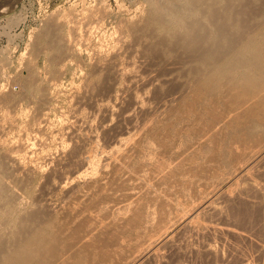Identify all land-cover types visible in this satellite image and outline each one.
<instances>
[{
    "label": "rangeland",
    "instance_id": "obj_1",
    "mask_svg": "<svg viewBox=\"0 0 264 264\" xmlns=\"http://www.w3.org/2000/svg\"><path fill=\"white\" fill-rule=\"evenodd\" d=\"M196 1L197 0H194V6L196 5L195 10L197 9L198 11L202 9L204 11V13L202 11H198L199 14L196 11L195 12L196 15L203 14L201 18H204L206 16L210 18L211 14H208V12L210 13L212 9L209 10V6L207 3L208 2L210 3L211 0L208 2H206L205 0L206 3L204 2V0L203 1L198 0L197 2ZM216 1L219 2L220 5L215 4V0H213L211 2V4L213 5V8L216 5L215 8L222 9L224 7L223 8L224 11H227V9H229L227 8V6L232 9L233 6L236 7L237 5V7L239 8L237 7H236L237 9L234 8L233 9L234 12H236V10L238 9L240 10L242 7L245 8L246 5L244 4L248 2L247 6H249L250 8L247 9V6L245 8L248 12H246L245 10L244 13L239 12L236 14V16H238V18H240L241 21H243V25L248 24L249 22H251L250 23L251 25L252 22L254 21V19L252 18H256L255 21L258 20L257 18L258 17L260 18L262 16V13H261L262 10H260L261 6L263 5L262 7L264 8V0L262 1L254 0V2L253 0H250V1L249 0L248 1L247 0H238V1L234 0L236 5L234 4L233 0H226V1L216 0ZM239 1H241L240 3H242V5L239 3ZM231 2H232V6L230 4ZM201 3H203L205 6ZM197 4L201 7V8L199 7L200 9L197 8L198 6ZM211 4L209 5L212 7ZM258 4H260L259 7H258ZM206 6H208V9ZM0 8H2L0 9V86H1L0 88L1 90L0 91L1 92L0 93V136H2L0 137V142L4 143V144L0 143V161L2 160L0 162L2 164V165L0 164L2 166L0 167V176L2 175L4 176L3 178L0 177V179L2 178L0 182L3 181L0 185L4 186V187L1 186L2 187L1 191H3V188H4V191L1 193L0 197L3 198L4 200L0 199L1 200L0 205L2 204L4 205L2 207L4 208V211L8 210L9 207L10 209L12 208L11 209L12 211L14 208L17 209V210L14 209L15 214L12 211L9 214L10 210H8L6 212L9 214L8 215V214L3 213L4 211L2 212V208L0 206V213H2L3 216L5 215L4 216L5 218L3 217L1 218V220L3 221L0 220L1 221L0 222V233L4 234V235L0 234V238H2L1 236H3V238L8 239L9 235L13 233L12 231L17 226H19L15 222L16 219L20 218L23 215H26L25 213L29 212L28 211L29 209L32 212V208H33L32 206L35 207L33 209V212L34 210L37 211L38 209V211L37 212L35 211V212L39 215L40 220L43 218L45 219L44 216H46V218H52L54 220L58 219L57 221L56 220L55 221L59 223V222L66 221L69 215V219L70 218L71 219L67 220V222H70L68 223V225L73 226L75 225L74 223L79 222L77 220H80V218L82 219L83 216L80 217L81 215L79 214L77 215L79 217L75 216L73 218L74 215L72 214L71 216V212L69 211H68L69 213H67L66 207L71 206V204L75 205L76 203L82 205L83 207V205H85L82 203L84 199L82 200V198L78 199L75 197L72 199L71 196H70L71 197L70 199L69 197H66L68 195H65L67 194L65 190L69 188L71 184L73 183L72 181L73 177L71 178V176L80 174L82 173V171H84V170H81V166H82V169H85V170L89 168L87 167V165H83L84 163L82 162L81 157H83L85 153H87V151H92L93 158H94L93 159L94 164H92V166L94 169L90 167L89 170H91L92 168L94 174H96L97 168H95V166L96 165L98 167L101 166V164L99 163H101V160L103 163V160L106 157L105 156L106 153L115 155L117 153L116 150L118 148L120 149V147H122L121 149H123V147L125 146L124 145L125 142H123V140L124 141L128 140L127 142H129L130 137H132V134L134 136V134L137 133V132L135 133V130L137 131V127H138V130L141 129L142 126L140 125H143L142 123L146 119H148V117L150 119L151 115L155 116L154 118H157L158 125H162V123L170 119L171 116L169 117L168 112H170L169 110L171 109H169L167 113H163L165 112L164 106L167 108L170 104H172V107L173 106L175 107L176 103L174 102L175 103L174 105L172 102L170 103V100H169L170 97L173 94H176V92L178 93L179 91H182V90L186 91L185 87L188 85V83H190L189 80H191L192 78V73L190 72V64L192 66L193 61L190 62L189 60L188 62L186 57H189V56L188 55L186 56L185 52L184 54H182L183 53L182 50L179 47H177L178 46L177 42H174L176 48L170 47L171 45L174 46L173 41H174V38L179 36L177 35L179 31L178 32L175 31L177 32V34H174L175 32L174 33L172 32L171 34L167 32L169 34L167 35L166 31L163 30V28H160L159 24L156 25L157 24L156 23L153 25V23H155L154 21L153 22L151 21L152 23L149 22L151 20V17H153V15L150 16L151 7H150L149 0H0ZM254 8L256 9L254 10ZM217 9L216 11H218ZM223 9H222V12H224ZM208 17H206L207 19L204 18L203 20L209 21ZM249 18H251L252 20ZM149 23H150V26H148ZM47 24L49 25V27ZM144 24H148V25H144ZM46 25L48 28H46ZM147 26L149 28L152 27L153 29L155 26L156 27L158 26V27L157 28L155 27L156 29H154L155 30L154 32L152 30H149ZM44 28L45 30H49V31H46V33L48 32L50 35L48 33L47 35L46 33H43ZM170 29H173V28L170 27L169 30ZM159 33H161V35ZM44 34L46 35V37L43 36ZM172 34H174V38L172 37L173 36ZM47 36L49 38H47ZM163 38H165L166 41H167V38H169L168 41L172 39L171 41H169L171 45L170 43H168V41H167L168 44H165L166 42ZM159 39L161 40L159 41ZM162 40L164 41L161 42ZM158 41L159 43L161 42L162 45L161 43L159 44ZM157 43L159 45H157ZM163 43H164V46H163ZM167 46L170 47L169 50L170 51L172 50L174 54L168 50L169 47L165 48ZM157 47H162L164 52L162 53L163 50H161V48L160 50H157L159 49ZM71 48L73 51L71 50ZM176 49L178 51V54H175V52L177 53ZM157 51L159 53L161 52L160 53L161 55H159ZM164 53L168 54L166 55L167 58ZM171 54L174 55L172 56L173 57L172 59H171ZM175 55L177 56L175 57ZM180 55H182L181 57L185 55L184 57L186 59L185 58L178 59ZM165 58L166 60L171 61V62L166 61ZM175 58H177L178 60L177 59L175 60ZM181 59L182 61L179 62V60ZM188 59H191V58H188ZM182 62H185V63H182ZM175 63L177 65H175ZM173 65L175 67H173ZM178 65H180V67L182 65V67L178 69L179 68ZM187 66H189V68ZM169 67H171V69ZM172 67L174 70L172 69ZM184 68L188 70L184 71ZM182 69L184 72H182ZM184 74H185V77H184ZM2 82H4V84ZM2 86L4 89L2 88ZM77 90L79 91L77 92ZM3 92L4 94H2ZM54 95H56L57 97ZM46 96H51V97H47L49 99H46L45 98ZM6 97L8 98L10 97L9 99L11 101H9V99L6 100ZM164 103L166 105L168 104V106H166ZM47 113H48V116H47ZM161 113H163V115ZM156 115L158 116L160 115L159 118L156 117ZM153 116H151V118H153ZM165 116L169 118L164 119ZM12 117L13 119L16 118V120L15 121L12 120L11 119ZM40 117L41 119H39ZM46 117L47 118L49 117V118L47 119ZM161 118L164 119L165 121L164 120L161 121ZM73 120H74V123H77V124H74ZM38 121H39V124H38ZM159 121L161 122L159 123ZM32 122H35V123H32ZM137 123L139 124V126ZM36 124H38L37 127H36ZM65 124L69 125V127H66L67 125ZM10 125L12 126L10 127ZM53 126L55 128H53ZM45 127H47V129ZM43 128H45V130ZM41 129H43L44 131ZM162 132L163 131L158 132L160 136H162V134L165 135V133H162ZM143 136L146 139H144ZM136 137L137 136L135 135L134 138L137 141ZM174 137L177 139L176 140L177 142H175L177 146L181 145L183 140L182 139L178 140L176 134L175 136L173 135L172 138ZM140 138H139V144H140L139 146L144 145L142 148L147 147L146 149L142 150L144 153V158L151 157V156L154 157L156 156V154L157 155L159 154V152L158 153L156 152V154L154 153L155 155L152 154V152H155L153 151L154 149L153 147L157 149L159 146L153 139H151L152 137H150L149 134L147 135L141 134ZM17 139H18V142H17ZM19 139L21 141H23L24 139V142H21ZM131 139L133 140V138ZM132 140L130 142H132ZM134 140L133 142L137 144V142H135ZM25 141L31 142L32 148L30 146H25L26 149L24 147L21 148V146H23ZM119 142H122V143L120 144ZM149 142L150 144H148ZM136 144L135 146L137 150ZM174 144H172L173 148L176 147V145L173 146ZM7 146L10 148H8ZM106 146H109V147H106ZM15 147H18V148H15ZM29 147L32 150H29L30 149ZM113 147H114V150H113ZM6 148L7 150H5ZM12 148L14 149L15 153L17 151L18 153H21L20 160H23L22 158H24L28 160V161L25 160L26 163L31 162L34 165H40V166H37L40 169V172H39L40 174L38 173L39 171L38 168H37L38 171L31 170L30 172H28L29 169L26 167L27 164L24 162V160L23 161L19 160L20 163L22 164L21 165L22 167L19 165V163L15 164L13 160L7 155V153H9V150L11 151ZM97 149L98 151H96ZM119 149H118V153H120V150H121ZM150 149L152 152H150ZM109 150L110 151L112 150V153H110ZM144 150L145 151L147 150L146 155H145L146 152ZM132 151L133 150H131V152L129 151L128 154L132 153ZM156 151H159V150L157 149ZM114 152L116 153L114 154ZM134 152L135 150L133 151V154H130V156L133 155V157L137 159V156H134L137 154V151H136V154H134ZM18 153L16 154L19 155ZM25 153L29 154L30 156L25 155ZM128 154L126 155L125 160L126 158H128L129 160L133 158V157L129 158ZM94 155L96 156L94 157ZM97 155L99 157L101 156L100 160L97 157ZM43 156L45 157V161H44ZM8 157L11 160L6 161V159H9ZM58 157L60 158V160H58ZM135 158L132 159V161H129L128 159L126 160L132 163L131 167L134 164H135L134 166L136 167L137 160H135ZM50 160H53V161L51 162ZM11 161L13 162L12 164L10 163ZM263 161H261L262 163L260 162L258 165H255V167L252 168L250 178L249 177L247 179L239 178L238 180H240V182H238V184L234 183L235 185H232L234 188H236L234 190L241 193V196L238 197V199L229 200V199H226L220 196L213 203L214 207H216L217 210H220V213L218 212L219 214L217 213L215 214L213 212V213H209V214L207 213V214L202 215V218L204 219L203 221H206V222L208 221L209 223L211 221L214 224L218 223L221 225L226 224L225 226H228V225L230 227L232 226L233 228L243 231L244 233L247 232L246 235L247 237L249 236L248 238L245 237L241 239L240 237H237L229 233L226 235L225 234L217 235L213 233L212 234L211 233H195V232L190 233V231L189 232L186 231L188 233L187 234L185 231H182L183 233L184 232L185 233L182 234L181 232L180 233L182 234L181 237L177 238V236L180 235L178 234L175 238L176 240L174 239V242H175L174 244H177V246L174 245L176 248L172 244V245L164 246L161 249V251H163L164 253L160 251L161 261H159L160 263L158 262V264H264V162ZM23 164H25L24 166L27 169V172L25 168L22 169ZM53 165L55 166L53 167ZM109 167L110 166L106 167L105 169L106 171H109V173L107 172V174H110L113 171V173H111L110 176L111 177L113 176V180H114L115 179V174H114L115 169H113L112 167L111 168ZM226 168L227 167L219 169L218 173L220 172V174L221 173L223 174L227 172L228 168L227 170ZM109 169H112V171ZM118 169L115 170L116 174L118 173ZM223 169L225 172L223 171ZM49 171H51L52 173ZM58 171L62 173L60 174ZM121 171L117 174L116 179L113 181L114 183L109 182L111 180L109 181L107 180L108 179L107 177L109 175L106 174V176L104 175L105 178L104 177L102 178V180L104 179L103 180L104 182L101 180L103 183L100 182V183L93 184V185L96 184V187L93 185H90V189L89 187H87L88 189L86 187H81L83 191L82 193H84V191L85 192L88 191L90 193L92 191L98 190V192L96 193L97 196L96 194H93L92 192V194L89 197L90 198L92 197L93 198L92 200L94 201L97 198V201L98 203H100V205L98 204L97 205L98 207L96 206V209H94L95 208L94 205L97 202H94V205L91 202L90 203L91 206L87 204L88 207L85 205V210L87 208L86 210L87 214L88 212L90 213L89 210L93 207L90 213L91 216H93L94 214L95 215L98 214L100 217H103L105 215L104 217L106 219V217L110 215L111 217H107V220L108 218L115 219V217L117 218L119 217V215L121 216L123 211H119L116 208L115 210L113 209L112 212L110 211L111 213L109 212L106 213L105 211H103L104 206H106V204L103 203L105 200H107V203L108 201H113L117 197L118 198L120 197V200H121V195H123L122 199L125 200V198H123L124 194H121V193H123L125 189H127L125 191L127 192L128 190H130L128 188H131L130 186L132 184H129V182L132 183L133 181H131L132 180L130 179L131 177H128L129 173H126L125 172L126 170L125 171L123 170L122 172L126 173V174H123L121 173ZM33 172L35 173L33 174ZM12 173H15V174H12ZM120 173L121 175H119ZM63 175L64 177L70 178V179H67V182L69 181V183L67 184L65 183V181L63 180L64 179ZM118 175L120 176V182L119 181L115 182L116 180H119ZM124 175L125 176L127 175L128 177L127 179L129 180V182L127 183L130 186L126 183L127 180L123 179V178H126V177H123ZM224 175L226 174H223V176ZM12 178H15V179H12ZM50 178L52 179V181L50 180ZM211 178H215V177H211ZM24 180H25V183L23 182ZM60 180H62V183L63 181L65 183V186H63L64 191L63 189L61 191L60 186L62 185V183L60 182ZM105 180L108 181L109 183L106 182ZM123 180L125 181V184L121 183ZM202 180L204 179L197 181L195 185H193L194 189L196 186L199 185L197 187L198 192L195 191L197 188L194 190L192 188V184H190L189 186H191V188L189 192L188 190H186L187 187L185 188L187 194L193 195L195 192H197L199 193V194L195 193L196 198H197L199 195L200 196L202 195L200 194L201 191H203V193L206 192L208 188L204 189V187H207L206 184L208 182L210 183L211 181L210 179L209 181L208 179H205V181L207 180L208 182L207 181L201 182ZM17 181L19 183H17ZM70 181H72V183H70ZM118 182L122 186L127 184V186L129 187L124 186L126 187L124 189V187L122 188L121 186L122 191L115 192L117 188L118 189L120 188L119 186H117V184L119 185ZM197 183H200V184H197ZM201 183L202 185L206 183L205 184L206 186L205 185L202 186ZM209 183H208V187H209ZM230 183H227V186ZM18 184L19 185L21 184L20 185L21 187ZM97 184H99L98 187H97ZM101 184L105 185L106 187L100 186ZM27 185L28 187H26ZM6 186L7 187L11 186V187H8V189H6L9 194H6L7 191L5 192ZM16 186H18V189ZM157 186L158 185L156 184V187L155 185L152 187L158 190L159 188H157ZM161 186L163 187V184L161 185L159 184V187ZM189 186H188V189H189ZM99 187L101 188V191H102V188L104 187L106 190H108V187L110 189L107 192L106 190H103L101 192ZM199 187L201 188L200 192H199ZM9 188H11L10 190L13 192V194L12 192H10ZM12 188H16L15 190L18 191L17 194L15 190H12ZM113 189H114V192L111 191ZM154 189H151V191H153ZM109 191L114 193L113 197H112L113 193L110 194ZM191 191H194V192H191ZM20 192L22 193L23 199L24 197L29 198V200L27 198L24 201L21 200V204L22 202H25L22 204V206L20 205V201H19L21 198ZM23 192L26 193L25 194L26 196L23 194ZM116 193H118L119 196L116 197V195H118ZM184 193H182V195ZM3 194L7 196L5 195L2 196ZM100 194L102 195V197H104L103 199L102 197L101 199L100 197L98 198V195L101 196ZM9 195L11 196V198L9 197ZM13 195L18 198H15ZM92 195H94L95 197ZM106 195L111 196L112 200H108L111 197H108V196L106 197ZM149 195L148 196L146 195V197H150ZM182 195L181 197L184 198V200L188 196L186 194H185L186 197H184L185 195L183 196ZM12 196L17 201L14 198L13 200H11ZM179 197L180 196H178L177 198ZM181 197L179 198V200L182 199ZM193 197L195 198V196ZM193 197L192 198L189 197L190 199L188 198L187 199L188 201L186 200L185 203L187 202L191 203L189 200L191 201L192 199L195 200ZM67 198H69L70 200L78 199V201L77 202L76 200L73 202L71 201L72 203L69 202V204L70 203L71 204L70 205L67 204L66 206V203H68L69 201V200L67 201ZM9 199L12 202L11 201L8 202L7 200ZM61 199L63 201H61ZM65 199L67 202L64 201ZM89 199L87 201L88 203L89 201H92ZM80 200L81 202H79ZM116 200H114V202ZM120 200L119 202L121 204L122 202ZM147 200L148 199L146 198L142 201L146 202ZM117 201H116V204H117ZM180 201L184 203L183 199ZM15 202H18L19 203L18 205L20 206L16 205L17 203L15 204ZM114 202H109L108 204L112 203L111 205L114 204L113 206H117ZM119 202H118V205H119ZM9 203H12V204L14 203L15 206L13 204V207H12V205H10ZM5 204L10 205V206L7 209H5L7 207V205ZM29 205H32V206H29ZM61 205L62 206L64 205L63 207L66 206L65 207L66 211L63 210ZM101 205H102V208L100 207ZM25 206H27L28 208H25ZM89 206L91 208H89ZM58 207L61 210L60 209L57 210ZM99 207L101 208L102 212L99 210L100 209ZM149 207H150L149 210H151L150 205ZM18 208L21 210H19ZM23 209H25L24 211L26 210L27 211L24 212V214L22 215L21 213H23L22 211ZM48 210H50L51 212ZM62 210L64 211L63 213H62ZM17 211L18 213L20 211L22 212L16 215ZM39 211H41V213ZM45 211H47L46 214H45ZM52 211L54 213H52ZM57 211L65 216L67 215L66 216L67 219L64 220L65 216L63 217V215L62 216L61 214L59 215ZM82 211H80V213L81 214L84 213L83 215L86 216L87 214H85L84 210ZM42 212H44L45 215ZM103 212H105V214ZM106 214H109V215H106ZM114 214H115V217H114ZM6 215L8 217L13 215L11 216L12 219L9 217L10 218L9 220V218L6 217ZM98 215H96L95 218H97ZM152 215H156V214L154 213ZM13 218L15 219L14 220L15 223L12 222ZM5 219L8 220V223L10 222L9 225L7 223V220ZM61 219H63L64 221ZM99 219H102V218H99ZM86 220L87 221L89 220L88 217ZM86 220L83 222L86 223ZM11 222L14 223L15 226L12 225ZM7 233H10L8 237L5 236ZM178 242L180 243L178 244ZM0 246H1V243H0ZM2 247L4 248L2 249ZM2 247L0 249L4 250L5 246H2ZM145 264H149V262L147 261L145 262Z\"/></svg>",
    "mask_w": 264,
    "mask_h": 264
},
{
    "label": "bare ground",
    "instance_id": "obj_2",
    "mask_svg": "<svg viewBox=\"0 0 264 264\" xmlns=\"http://www.w3.org/2000/svg\"><path fill=\"white\" fill-rule=\"evenodd\" d=\"M208 1H210V0H206V2H208ZM212 1L213 0H211V2ZM220 1H222V0H220ZM224 1H226V0H224ZM237 1H236V3H237ZM204 2H205V0H204ZM211 2L207 3L209 6V10L212 9L210 11V13L208 12L209 10L207 11L208 14H211V16H210L211 19L208 16H206L209 18L208 19L209 21H204L203 19L206 17L203 16L204 18H201L203 14L202 15L200 14L201 15L200 16V15H196V13H195L197 11V9L195 10L196 5L194 6V0H149L150 7H151V9L149 8L151 10V12L149 10V12L151 13L150 16L153 15V17H151V20L148 19V20H150L149 22L152 23L154 21L155 23H153V25L156 23H157L156 25L159 24L160 28H163V30H165L166 33L169 32V34H171L172 32L174 33L175 31L180 32V33L178 32V34H177V32L174 33V34L179 35V36L176 35L177 36V37L175 36L176 38H174V34H172L173 36L171 35L174 38V41H173L174 46H172L171 43L169 42L173 39L172 37H171L172 39L169 41H168V39L170 37L167 38V41H168V43H170V45H171L170 47H173V48L174 47L176 48L174 42H177L178 43L177 47H179L183 53L181 51L180 52L182 54H184V52H185V55L189 56V57H186L188 62H189V60H190V62L193 61L192 66L190 64V72L192 73V78L189 77V78H191V80H189L190 83H188V85L185 87L186 91L182 90V91H179L178 93L176 92V94H173L170 97V99H169L170 103L172 102L173 105L176 103L175 107L173 106L174 108L172 107V104H170L168 106V104L166 105L164 103L168 107L166 108L164 106L165 110L162 108L165 111L163 113H167L168 110L171 109V110H169L170 112H168L169 117L171 116L170 119H168V120L166 119L167 121H165L164 120L165 118H169V117L165 116L164 119L161 118V121L164 120L165 122L162 123V125H158L157 118H154L155 116L151 115V116H153V118H151V116H150V119L148 117V119H146L145 121L143 120L144 121L142 123L143 125H140V126H142L141 129L138 130V127H137V131L135 130V133L136 132L137 133L134 134V136L132 134V137L129 136L130 137L129 142H127L128 140H125V141L123 140V142H125L124 143L125 146L123 147V149H121L122 147L119 146L121 149L120 150L118 148L120 150V153H118V149L116 150L118 155L116 152H114V154L116 153L115 155L106 153V155H105L106 157L104 158L103 163H102V160H101V163H99V164H101V166L98 167L96 165L97 163L95 164L97 166V167L95 166V168H97L96 174H94V172L92 170V168H93L92 164H94L93 163V159H94L93 153H92V151H87V153H85V155L83 157H81L82 158L81 160L84 163L83 165H87V167H89V168L87 170H85V169H82V166H81V170H84V171H82L83 174L80 173V174H76L73 176L70 175L71 178L73 177L72 178L73 183H72V181H70V183H72L71 186L65 190V192L67 194H65V192H64V194L68 195L66 197H69L70 199H71V197H72V199L74 197L78 198V199L82 198V200L84 199L83 200L84 202L82 201V203L85 204L87 207H88L87 204H89L91 206V204H90L91 202L93 205H94V202H97L94 205L95 206L94 209H96V206L98 204L100 205V203H98L97 198L94 201V200H92L93 198L92 197L90 198L89 196L92 194V192H93V194H96L98 192V190L92 191L90 193L88 191H86V192L84 191V193H82L83 191H82L81 187H86V188L89 187V189H90V185H93L94 183L102 182L104 180V179L102 180L104 175L106 176L107 172L109 173V171H106V169H105L108 166H110L109 168L112 167L115 170H117L119 168L118 173L121 170L122 171L126 170L125 172L129 173L128 177H131L130 179H132L131 181H133V182L132 183L129 182V180L127 179L128 178L127 175L123 176L126 178H123V177L122 178L127 180L126 183L129 182V184H132L130 186L127 183L131 187V188H128L130 190L125 192L127 189H125L126 187H124V186H127V184L124 185L125 184L124 180H123L124 182L123 181L121 182V183H124L123 184L124 186L120 185V183H119L120 182V176L119 175H121V173H123V174H126V173L121 171V173L118 175L119 180L115 181V182L119 181L118 182L119 185L117 184V186L120 187L119 189L116 187L117 190H115V192L122 191L121 186H122V188L124 187L125 191H123V193H121V192L120 193L124 194L123 198H125V200L122 199L123 195H121V200H120V197L119 198L117 197V196H119V194H118L119 192H118V193H116V194H118V195H116V197L118 199L114 197L115 198L114 200H116V199L118 200V201L116 200L117 204H116V201L114 202V200L108 201V203L114 202L117 206H113L114 204L111 205L112 203L108 204L107 200H105V199H104L105 201L103 202L106 204V206H104V208H103V211H105L106 213H108V212L111 213L113 211V209L115 210V208H116L119 211H123L121 216L119 215V217L116 218L115 217L116 213H115L114 214L115 219L108 218V220H107V217H111L109 214H106V215H109L106 217V219L104 217L105 215L103 216L104 217L103 218V217H100L98 214H96L98 216H97V218H95L96 215L94 213L93 214L95 216L92 214L94 217L91 216V214H90L93 207L91 208L89 206V208H91V209L90 210L88 209L90 211V213L87 211L88 212V214H87L86 213L87 208L85 210V205H83V207H82V205L77 204V203L76 204L74 203L75 205L71 204L75 200L77 202L78 199L70 200L69 198H67V201L68 200L69 201H68V203H66V206H67V204H69V202L72 201L70 203L71 206H67V207L65 206L67 213L71 212V216H72V214L74 215L73 218L75 216L79 217V216H77L79 214L81 215L80 217L83 216L82 219L80 218V220H77L79 222L76 221L77 223H74L75 225L70 226V225H68V223H70V222H67V220L71 219V218L69 219V215H68V219H67L66 218L67 215L65 216V215H63L57 211L59 213V215L61 214V216L62 215H63V217L65 216L64 220L67 219L66 221L61 219L64 222H59V223L56 222L58 219L57 220L55 219L56 220L55 221L52 218H46V216H44L45 219L43 218L40 220L39 215L36 213L38 211V209H37V211L34 210V212H33V209L35 207L32 205H29V206L33 207L32 212L29 209L28 210L29 212H27L28 214L25 213L26 215H23L24 212H26L27 210L24 211L25 209H23L22 210L23 213H21L22 211H20L19 213L17 211L16 215H18L20 213L23 215L21 217L18 216L20 218H17V216H16L17 219L15 222L19 226H17L12 231L13 233L11 232L12 233L11 235H9L10 233H7L5 235L6 237H8V235H9L8 239L3 238V236H1L2 238H0V243H1L0 248L2 246H5L4 250H2L4 247H2V249H0L1 250V252H0V264H145V262H147V261L149 262V264H151V263L152 264H158V262L161 261V259H160L161 249L164 246L172 245V244H173V246L174 245L177 246V244H174L175 243L174 239L182 231H185V232L190 231V233L191 232L211 233V234L213 233V234H217V235H224V234L226 235L229 233V234H233L237 237H240L241 239L247 237V235H246L247 232L244 233L243 231L237 230V229L233 228L232 226L231 227L229 225L225 226L226 224L221 225L218 223L214 224L211 221H210V223L208 221L207 222L203 221L204 219L202 218V215L207 214V213L208 214L213 213V212L215 214L220 213V210H217L213 204L214 201L220 196H222L226 199H229V200L238 199V197L241 196V193L234 190L236 188H234L232 185H235L234 183L238 184V182H240V180H238L239 178L240 179H243V178L247 179L248 177L250 178L252 168H254L255 165H258L261 161L264 160V8L262 7L263 6L262 5L261 9H260V10H262L261 11L262 16L260 18L258 17L257 18L258 20L255 21L256 18H252V19H254V21L252 22L251 25H250L251 22L243 25V21H241V19L238 18V16H236V14L239 12L244 13V11L246 10L245 8H246L248 2L246 4L243 3L244 5H246L245 8L242 7L240 9L241 11L238 9V10H236V12L233 11V9L237 7L234 0H233V2L236 5V7L233 6V8L231 9L230 7H228L226 5L227 8H229V9H227V11H224V9H223L224 7H223L222 9L224 12H222V9H220L219 7H218L219 9L215 8L216 7L215 4L220 5L219 2H217L215 0V4H214L215 7L214 8H213V5L211 4ZM240 2L241 1H239V3ZM253 2H254V0H253ZM198 4H199V2H198ZM201 4H203V3H201ZM209 4H211L212 7ZM230 4L232 6V2ZM240 4L242 5V3H240ZM240 4H238V5H240ZM259 5L260 4H258V7H259ZM208 6H206L207 9H208ZM199 7L200 6L198 5L197 8H199ZM237 8H239V7H237ZM248 8H250V7L247 6V9ZM256 8H257V6H256ZM256 8H254V10ZM216 9L218 11H216ZM219 10H221V11H219ZM225 10H226V8H225ZM198 11H202L204 13V11L202 9L198 10ZM246 12H248V11L246 10ZM198 14H199V12H198ZM249 19H251V18H249ZM249 19H247V20H249ZM247 20H246V22H247ZM150 23H149V25L148 24H144V25L150 26ZM47 25H46V28L49 27V25H48V27H47ZM153 25H152V27H153ZM152 27H150V28H152ZM155 27H154V29H156L158 26L156 28ZM170 27H172L173 29L169 30ZM150 28H149V30H152L155 32V30L153 28L152 29H150ZM46 31H49V30H45V28H44L43 33H46ZM47 33H46V35H47ZM159 34L161 35V33H159ZM165 34H163V35H165ZM169 34L167 33V35H169ZM46 35L44 34L43 36L46 37ZM41 38H42V36H41ZM47 38H49V37L47 36ZM163 39L165 40V38H163ZM175 39H176V41H175ZM160 40L161 39H159V41ZM164 40H162L161 42H163ZM159 41H158V43H159ZM167 41L165 40L166 43L165 42L164 43L168 44ZM158 43H157V45L160 44V43L159 44ZM164 43H163V46H164ZM69 44H71V43H69ZM161 45H162V43H161ZM168 47L169 46H167L165 48H168ZM170 47L168 48V50L170 49ZM157 48H159L157 50H160V48H161V50H163L162 47H157ZM71 50H72V48H71ZM176 51H177V49H176ZM163 52H164V50L162 51V53ZM170 52L174 54V52H172V50ZM180 52H179V54H180ZM157 53H159V52L157 51ZM160 53H159V55H161ZM173 54H171V59L173 58L172 56H174ZM175 54H178V51H177V53L175 52ZM166 55H168V54H165V56ZM176 56L177 55H175V57ZM181 56L182 55H180V57L178 59L185 58L184 56L183 57H181ZM166 58H167V56H166ZM166 58H165V60H166ZM188 58H191V59H188ZM176 59L177 58H175V60ZM182 59L179 60V62L182 61ZM187 60H185V61H187ZM166 61H168V60H166ZM168 62H171V61H168ZM173 62H175V61H173ZM176 63H175V65H177ZM182 63H185V62H182ZM170 64H172V63H170ZM167 66H169V65H167ZM178 66H179L178 69H180L182 67V65H181V67H180V65H178ZM116 67H117V65H116ZM173 67H175V66L173 65ZM173 67H172V69H173ZM187 67L189 68V66H187ZM169 68L171 69V67H169ZM175 69H177V68H175ZM186 70H188V69L184 68V71H186ZM184 71L182 69V72H184ZM182 76H183V74H182ZM184 77H185V74H184ZM2 83L4 84V82H2ZM186 84H187V82H186ZM186 84H184V85H186ZM3 86H2V88H3ZM0 88H1V86H0ZM78 91L79 90H77V92ZM2 94H4V92ZM54 96H56V95H54ZM47 97H51V96L45 97L46 99H49ZM9 98L6 97V100ZM9 101H11V100L9 99ZM163 113H161V114L163 115ZM47 116H48V113H47ZM159 116L156 115V117H158V118H159ZM41 117L39 119H41ZM78 117H79V115H78ZM11 119L14 121L16 120V118L13 119V117ZM76 119H77V117H76ZM161 121H159V123ZM32 123H35V122H32ZM47 123H45V124H47ZM73 123H74V120H73ZM38 124H39V121H38ZM38 124H36V127ZM74 124H77V123H74ZM65 125H67V124H65ZM11 126L12 125H10V127ZM138 126H139V124H138ZM26 127H27V125H26ZM36 127H35V129H36ZM60 127H62V126H60ZM66 127H69V125H67ZM45 128L47 129V127H45ZM45 128H43V129L45 130ZM53 128H55V127L53 126ZM155 128H156V130H155ZM43 129H41V130H43ZM159 131H163L162 133H165V135L162 134V136H160L158 133ZM141 132H143V133H141ZM140 133L143 135L149 134L150 137H152L151 139H153L158 144V146L160 148L158 147L157 149L159 151H156L157 149L155 147H153L155 149V150L153 149V151H155V152H152L150 149V152H152V154H154V153L156 154V152L157 153L159 152L158 155L156 154V156H154V157L151 156V157L144 158V153L142 150L146 149L147 147L142 148L144 145L139 146L140 145L139 144V138L141 135ZM175 134H176L178 140L179 139L183 140L181 145L177 146V144L175 143V142H177L176 141L177 139L175 137L172 138L173 135L175 136ZM41 135H43V134H41ZM41 135H39V136H41ZM135 135L137 136L136 137L137 141L134 138ZM0 137H2V136H0ZM3 137H4V135H3ZM131 138H133V140L135 139L134 141L137 142V144L134 143ZM143 138H144V136H143ZM126 139H128V138H126ZM144 139H146V138H144ZM131 140H132V142H130ZM140 140H141V138H140ZM41 141H42V139H41ZM17 142H18V139H17ZM21 142H24V139ZM21 142H19V143H21ZM0 143H3V142H0ZM119 143L121 144L122 142H119ZM24 144H23V146H21V148L24 147L26 149L25 146L31 147V145H32V143L28 142V141H25ZM135 144L137 145V150H136ZM148 144H150V142ZM172 144H174L173 146L176 145V147L173 148ZM141 145H142V143H141ZM65 146H64V148H65ZM106 147H109V146H106ZM133 147H134V149H133ZM8 148H10V147H8ZM15 148H18V147H15ZM31 148L29 150H32ZM25 149H23V150H25ZM5 150H7V148ZM12 150H11L12 152L9 150V153H7V155L13 160V162L15 164L19 163V165L21 166L22 164L20 163V161L24 160L25 163H26V161H28L27 159H24V158H22L23 160H20V156H21L20 154L21 153H18V151H17L16 153L19 154V155H17L14 152L13 148H12ZM15 150H17V149H15ZM40 150H42V149H40ZM113 150H114V147H113ZM131 150H133V151L135 150L134 154H136V151H137V154L134 155V156H137V159L135 157H133V155L130 156V154H133V151H132V153L128 154V152L129 151L131 152ZM96 151H98V149ZM26 153H25V155H29ZM110 153H112V150L110 151ZM127 154L129 155V158L133 157L132 159L135 158V160H137L136 167L134 166L135 164L133 165L134 167L133 166L131 167L132 163L129 161H132V159L129 160L128 158H126V160L128 159L129 161L125 160V157ZM146 154H147V152L145 153V155ZM39 155H38V157H39ZM34 156H36V155H34ZM95 156L96 155H94V157ZM97 157L100 160L101 156L99 157L97 155ZM10 158L6 159V161L11 160ZM26 158H27V156H26ZM48 158H49V156H48ZM78 159H80V158H78ZM58 160H60L59 157H58ZM29 161H31V160H29ZM37 161H39V160H37ZM44 161H45V157H44ZM50 161L52 162L53 160H50ZM13 162L11 161L10 163L12 164ZM51 162H49V163H51ZM64 163H66V162H64ZM26 164H27L26 167L29 169L28 172H30L31 170H33V171L37 170V168H38L37 166H40V165H34L31 162L26 163ZM59 164H61V163H59ZM129 164H130V166H129ZM1 165H0V167H2ZM24 165L25 164H23L22 169L25 168ZM13 166H14V164H13ZM54 166L55 165H53V167ZM90 167H92L91 170H89ZM224 167H227L228 170L226 168L227 172H225L223 169V171L225 172L223 174H226L223 176V174L222 173L220 174V172L218 173V171H219V169L224 168ZM6 168H7V166H6ZM6 168H4V169H6ZM15 168H17V167H15ZM22 169H20V170H22ZM10 170H11V168H10ZM53 170H55V169H53ZM109 170L112 171V169H109ZM115 170H114V174H115V179H116V176L118 173L116 174ZM37 171H35V172H37ZM26 172H27V169H26ZM35 172H33V174ZM39 172H40V169H39L38 173ZM49 172H51V171H49ZM1 173H3V172H1ZM41 173H43V172H41ZM111 173H113V171ZM12 174H15V173H12ZM48 174H50V173H48ZM110 174H107V175H109L107 177L108 178L107 180L108 181L111 180L109 182H113L115 179L113 180V176L111 177ZM218 175H220V176H218ZM0 177L3 178L4 176L2 175ZM63 177H64V175H63ZM211 177H215V178H211ZM15 178H12V179H15ZM67 179H70V178L64 177V179H63L66 184L69 183V181L67 182ZM201 179H204L201 182L205 181V179H208V181L210 179L211 182L209 183L206 180L209 183V187H208V183L203 184V185H205V184L207 185V187H204V189L208 188V190L207 191L205 190L206 192H204L206 194H204L203 191H201V188L199 187V192L201 191L200 194H202V195L201 196L199 195L196 198L195 193L199 194V193H197L198 192L197 187L199 185L195 187V189L197 188L196 190L193 188V185H195V183L197 181H200ZM50 180L52 181L51 178H50ZM64 181H63V183H64ZM108 181H106V182H108ZM2 182H0V184ZM23 182L25 183V180ZM60 182L62 183V180H60ZM230 182H232V183H230ZM4 183H6V182H4ZM17 183H19V182L17 181ZM63 183H62V185L60 184L61 186L59 185L61 187V191H62V189L64 191L63 186H65V183L64 184ZM227 183H230V184L227 186ZM104 184H106V183H104ZM156 184L158 185L157 188H159L160 190L159 189L156 190V188L154 189V187H152L154 185L156 187ZM159 184L160 185L163 184V187L162 186L159 187ZM190 184H192V188L195 191H197L193 195L189 194L191 196H189L186 192V190H188V192H189V190L191 188V186H189ZM197 184H200V183H197ZM201 185H202V183H201ZM1 186L4 187L3 185H0V195L4 191V188H3V191H1L2 190ZM93 186L96 187V184ZM98 186H99V184H97V187ZM100 186L103 187L105 185L101 184ZM129 186H127V187H129ZM188 186H189V189H188ZM8 187H11V186H8ZM8 187L7 186L5 187V192L7 191L6 189H8ZM16 187L18 189V186H16ZM26 187H28V185ZM105 187L102 188V191L106 190ZM186 187H187V189L185 190ZM33 188H34V186H33ZM150 188L154 189L155 191L154 190L151 191ZM10 189L11 188H9V190ZM15 189L16 188H12V190H15ZM109 189L110 188L108 187V190ZM19 190H21V189H19ZM29 190H30V188H29ZM108 190H106V192ZM100 191H101V188H100ZM111 191L114 192V189ZM184 191H185V193H184ZM10 192H12V191L10 190ZM17 192L18 191H16V194H17ZM113 192L109 191L110 194ZM150 192H151V194H150ZM191 192H194V191H191ZM182 193H184L183 195H185V194L188 195L190 198L195 196V198L193 197L195 200L192 199V201H194V202L189 200L191 203H188V202L185 203V201L189 197L187 196V198L184 200V198L181 197ZM6 194H9L8 191L6 192ZM12 194H13V192H12ZM16 194H15V196H16ZM23 194L25 195L26 193L23 192ZM106 194H108V193H106ZM4 195L5 194H3L2 196H4ZM10 195H11V193H10ZM10 195H9V197L11 198ZM109 195H106V197L107 196L111 197ZM146 195L147 196L149 195L150 197H146ZM186 195L184 197H186ZM5 196H7V195H5ZM13 196H12L11 200H13V198L15 197V196L14 197ZM18 196H19V194H18ZM20 196L22 199L19 197L20 198L19 201H20V205L22 206V204L25 202H22V204H21V200L24 201L26 198L29 200V198L24 197V199H23L22 193L20 194ZM62 196H64V195H62ZM92 196H94V195H92ZM96 196H97V194H96ZM113 196H114V193H113L112 197ZM178 196H180L183 199L184 203H182L180 201L182 199L179 200L180 197L177 198ZM99 197L101 199L102 195L101 196L98 195V198ZM112 197L109 199L108 198H106V199L112 200ZM15 198H18V197H15ZM103 198L104 197H102V199ZM146 198L148 199L146 202L142 201ZM0 199H3V198L0 197ZM88 199L92 200V201H89V203H88L87 202ZM11 200L9 199L7 201L9 202ZM119 200L122 202L121 204H120ZM61 201H63V200L61 199ZM64 201H66V199ZM0 202H1V200H0ZM18 202H15V204L17 203L16 205H18L19 204ZM79 202H81V200ZM118 202H119V205H118ZM4 203H5V201H4ZM62 203H64V202H62ZM9 204L12 205V207H13L14 203L13 204L9 203ZM15 204H14V206H15ZM5 205H7V204H5ZM10 205H7V207L5 209H7ZM20 205H18V206H20ZM149 205L151 206V210H149L150 209ZM0 206L2 208L4 205L2 204ZM63 206H62V208H63V210H65V207H63ZM100 207L102 208V205ZM25 208H28V207L25 206ZM82 208H84V209H82ZM101 208L99 210L102 212ZM11 209L9 207V209H8V210H10L9 214L12 211ZM14 209L17 210L16 208H14ZM14 209L12 211L13 213L15 211ZM59 209L60 208L58 207L57 210H59ZM94 209H93V211H94ZM8 210L4 211V208H2V212L4 211L3 213H5V214H8V213H6ZM19 210H21V209H19ZM63 210H62V213L64 212ZM82 210H84L85 214H87L86 216L83 215L84 213H82V214L80 213V211H82ZM48 211H50V210H48ZM39 212L41 213V211H39ZM96 212H97V210H96ZM105 212H103V213L105 214ZM42 213L44 214V212H42ZM46 213H47V211H45V214ZM52 213H54V212L52 211ZM55 213H56V211H55ZM154 213L156 215H152ZM118 214H120V213H118ZM59 215H58V217H59ZM4 216L2 215V213H0V220L2 217L5 218ZM11 216H13V215H11ZM11 216H9V217L11 218ZM6 217H8V216L6 215ZM55 217H56V215H55ZM63 217H61V218H63ZM87 217L89 219L88 221L86 220ZM98 217L102 218V219H99ZM114 217H112V218H114ZM10 218H9V220H10ZM14 218H13L12 222H14V220H15ZM75 219H77V218H75ZM103 219H105L106 221ZM5 220H7V219H5ZM72 220H74V219H72ZM85 220H86V223L87 222H89V223L86 224L85 222H83ZM1 221H3V220H1ZM12 222H11V224L14 225L15 222L14 223H12ZM7 223H8V220H7ZM9 223H8V225H9ZM5 232H6V230H5ZM184 233L182 232V234H184ZM182 234L178 235L177 238L181 237ZM187 234H185V235H187ZM1 235H4V234H1ZM183 239H181V240H183ZM9 243L11 246L9 245ZM179 243L180 242H178V244ZM170 247H172V246H170ZM262 248H263V246H262ZM161 252H163V251H161Z\"/></svg>",
    "mask_w": 264,
    "mask_h": 264
},
{
    "label": "water",
    "instance_id": "obj_3",
    "mask_svg": "<svg viewBox=\"0 0 264 264\" xmlns=\"http://www.w3.org/2000/svg\"><path fill=\"white\" fill-rule=\"evenodd\" d=\"M2 8H4V7H2ZM2 8H1V9H2Z\"/></svg>",
    "mask_w": 264,
    "mask_h": 264
}]
</instances>
